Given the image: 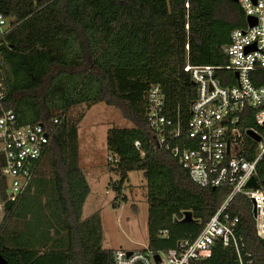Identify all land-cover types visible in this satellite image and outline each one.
Masks as SVG:
<instances>
[{
    "label": "trees",
    "instance_id": "trees-1",
    "mask_svg": "<svg viewBox=\"0 0 264 264\" xmlns=\"http://www.w3.org/2000/svg\"><path fill=\"white\" fill-rule=\"evenodd\" d=\"M0 13L10 29L0 48L6 62L5 106L22 125L42 124L52 135L37 178L48 163L66 236L65 245L55 248L9 244V227L25 210L35 180L28 195L6 206L0 255L9 264H114L115 251L102 245L101 216L83 215L91 188L79 163V131L87 112L101 103L133 124L107 132L109 157L118 159L108 160L119 175L111 183L115 207L128 201L124 189L130 173L143 172L149 204L147 250L167 252L197 237L230 190L199 186L170 151L151 147L148 96L153 85H160L167 116L185 124L198 95L185 67L228 64L224 48L234 30L246 27L240 5L234 0H0ZM218 77L224 86L235 80L231 72ZM79 107L83 111L74 113ZM241 127H256L254 112L244 113ZM258 173L264 183V159ZM4 185L0 172V190ZM252 210L243 196L229 208L240 217L238 234L246 243L241 258L219 242L209 258L193 264H264V241L257 236ZM187 212L194 221L186 224Z\"/></svg>",
    "mask_w": 264,
    "mask_h": 264
},
{
    "label": "built area",
    "instance_id": "built-area-1",
    "mask_svg": "<svg viewBox=\"0 0 264 264\" xmlns=\"http://www.w3.org/2000/svg\"><path fill=\"white\" fill-rule=\"evenodd\" d=\"M238 4L245 13L246 27L234 30L230 44L224 48L228 64L185 67L198 88L191 118L183 124L167 116L160 85L151 87L146 112L154 133L151 147L170 151L199 186L226 188L229 195L197 237L182 240L167 252L116 250L114 264H193L209 258L219 242L234 248L241 258L240 250L246 243L238 234L240 217L229 211L238 196L252 203L255 230L264 241V183L258 173L264 159V0H238ZM248 18L254 19L255 25L251 26ZM9 30L0 13V48ZM221 72H231L234 83L224 86L218 77ZM7 98L6 62L0 49V172L5 181L0 190V227L7 216L6 206L17 203L36 180L52 139L42 124L22 125L16 113L6 108ZM247 110L255 113V128L241 127ZM109 160L118 161L112 157ZM253 178L256 187L249 186Z\"/></svg>",
    "mask_w": 264,
    "mask_h": 264
},
{
    "label": "rangeland",
    "instance_id": "rangeland-1",
    "mask_svg": "<svg viewBox=\"0 0 264 264\" xmlns=\"http://www.w3.org/2000/svg\"><path fill=\"white\" fill-rule=\"evenodd\" d=\"M83 109L75 108L73 112ZM132 127L133 124L124 119L119 110L104 104L89 110L80 126L79 151L92 190L83 215L84 219L96 213L101 216L102 245L106 250L139 252L146 250L149 244V204L143 172L130 173L124 189L128 201L119 202L116 207V192L111 187L112 182L119 180V175L108 166L107 132L110 128ZM43 172L29 192L31 197L24 204L25 210L19 211L9 227L10 245L42 249L45 246L62 247L66 243L48 163H45Z\"/></svg>",
    "mask_w": 264,
    "mask_h": 264
},
{
    "label": "water",
    "instance_id": "water-1",
    "mask_svg": "<svg viewBox=\"0 0 264 264\" xmlns=\"http://www.w3.org/2000/svg\"><path fill=\"white\" fill-rule=\"evenodd\" d=\"M235 2H237L238 3V0H234ZM248 22H249V24L251 25V26H253V25H255V20L254 19H252V18H248ZM236 76H238V74L236 73ZM249 134L250 135H252V136H255V134H254V132L253 131H249ZM255 138H256V136H255ZM257 140L259 141L260 140V138H258L257 137ZM249 186H251V187H256L257 186V182H256V179L255 178H253L252 180H251V182L249 183ZM194 221V219H193V216H192V213L191 212H187L186 214H185V217H184V219H183V223H191V222H193ZM159 258H157V260H158ZM0 264H9V262H8V260L7 259H5L4 257H2L1 255H0Z\"/></svg>",
    "mask_w": 264,
    "mask_h": 264
},
{
    "label": "crops",
    "instance_id": "crops-1",
    "mask_svg": "<svg viewBox=\"0 0 264 264\" xmlns=\"http://www.w3.org/2000/svg\"><path fill=\"white\" fill-rule=\"evenodd\" d=\"M101 104H104V103H101ZM105 105V104H104ZM107 106V105H106ZM108 107V106H107ZM109 108H112V107H109ZM79 163H80V166H81V168L83 169V171L85 172V170H84V167H83V161H82V158H81V153H80V151H79ZM85 174H86V172H85ZM86 177H87V174H86ZM87 179H88V177H87ZM90 185V184H89ZM90 188H91V186H90ZM91 192H92V190H91ZM91 192H90V194H91Z\"/></svg>",
    "mask_w": 264,
    "mask_h": 264
}]
</instances>
